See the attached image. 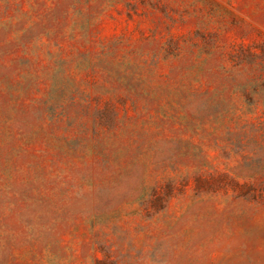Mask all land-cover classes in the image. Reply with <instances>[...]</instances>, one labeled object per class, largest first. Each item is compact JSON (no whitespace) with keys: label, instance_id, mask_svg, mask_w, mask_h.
I'll return each mask as SVG.
<instances>
[{"label":"rangeland","instance_id":"obj_1","mask_svg":"<svg viewBox=\"0 0 264 264\" xmlns=\"http://www.w3.org/2000/svg\"><path fill=\"white\" fill-rule=\"evenodd\" d=\"M0 264H264V0H0Z\"/></svg>","mask_w":264,"mask_h":264}]
</instances>
